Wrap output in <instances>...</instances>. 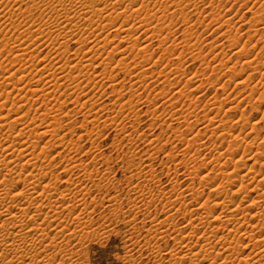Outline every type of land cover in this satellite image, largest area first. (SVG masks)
Returning a JSON list of instances; mask_svg holds the SVG:
<instances>
[{
    "label": "rangeland",
    "instance_id": "374dc122",
    "mask_svg": "<svg viewBox=\"0 0 264 264\" xmlns=\"http://www.w3.org/2000/svg\"><path fill=\"white\" fill-rule=\"evenodd\" d=\"M0 1V102H8L7 109L0 111V122L9 110L11 114L7 120L17 116L25 119V124L18 123L14 132H3L11 134L14 140L12 141L15 142L9 143L8 146H14V149H9V153L4 155H8L10 160L18 159L21 153L18 150L16 153V145L22 144L23 141L22 148H27V153H33L34 159L39 158L40 152L47 156L45 158L41 155L37 162L32 161V166L33 163L36 165L32 170V166H28L23 172L21 168H18L20 172H3L0 179L6 184L2 185L12 191L20 176L23 180L22 186L17 192H12L22 194L24 187L35 182L34 176H37V173L44 178L37 183L41 186H36V190L40 188L38 197H20V200L23 199L22 208H27L25 206L28 205L33 211L39 210L37 204L42 203L40 207H44L39 211L43 213L42 216L38 215L36 221L46 226L49 239L55 237L54 241L61 242L63 249L60 253L52 249L47 257V253L40 255V251L29 254L32 259L36 262H50L52 258L53 264H215L212 263L213 258L221 252V247L228 246L236 237L237 243L235 241L236 245H230V253L236 256L239 254V257L234 259V255L231 260L233 264L264 262V257L255 256L258 251H264V247H261L262 240L264 241V225L262 223L256 226L257 218L253 219L256 216V208L251 203L255 196L257 198L259 194L264 193V0H99L101 4L94 3L98 0H68L64 1L68 5L63 3L66 5L63 9L58 6L59 0H17L18 3L16 0ZM51 1H54L55 5H51ZM57 8L64 11L60 10V13ZM56 12L60 15H55ZM66 13L68 21L70 20L66 32H74L80 37L69 38V52L57 54L55 47L49 45L52 39L58 37L55 35L57 32L56 29L50 32L48 25H55L58 18L67 16ZM151 13L155 14L154 19ZM99 23L112 24L110 31L107 32L106 29L103 34ZM121 24L126 29L134 27L133 25L140 27L134 31L133 40L124 39L125 34L118 35L115 29L122 27ZM61 26L64 27V24ZM98 28L100 31H96ZM89 29L96 33L91 36ZM107 34L110 37L105 39ZM77 39L87 41L82 43L83 40ZM21 41L25 45L28 44L26 47L24 45L25 48L31 46L30 50L35 51H30V56L27 55L23 59L17 58L18 54L14 51L17 46L23 45L20 44ZM86 43L90 45L88 48L85 47ZM97 44L98 47L107 44L106 47L109 48L103 50L104 53L99 51L97 62L104 64L98 62L99 65L96 64L89 70L96 72L94 74L84 71L87 69L82 67L81 71L84 69V73L86 72V78H82L83 71L79 74L80 71L72 67L79 61L78 58L82 59L90 54V47ZM144 46L148 48L147 53H144ZM107 56L110 57L107 59L109 62L105 59ZM67 60L68 77L63 76L57 81H52L54 86L58 82L55 88L57 92L50 84L53 91L49 90L51 93H47L49 100L47 94L44 95L48 91L41 92L43 87L46 89V80L42 79L40 84L37 79L42 77L41 72L43 74L45 68L54 70L64 66ZM122 63H126V66ZM105 64L108 66L104 70L107 74L101 78ZM23 66L26 68L25 73L15 76L16 71ZM34 73L40 76L34 79ZM96 74L102 83L95 78ZM7 78L17 82L14 86L16 90L12 89L13 85L10 86L13 91L9 87L5 88L3 82ZM91 80L97 83L93 84ZM88 81H91L90 84ZM18 89L22 90V93ZM26 92L29 95L34 94V97ZM58 97L61 100L57 101ZM15 101H18V104L14 107L12 102ZM47 102H51L50 105L47 106ZM54 107L58 108V113ZM48 124L51 128H58L59 132L55 136L50 132L42 139L33 138V134H36L34 132L38 130L37 134H40L41 128L48 127ZM38 125L41 126L40 131ZM29 132H32L31 140L28 138L31 134ZM20 133L27 135L19 137ZM16 138L22 140L18 142ZM26 142L30 148L25 147ZM3 159L1 158L0 162ZM24 162L27 163L25 159L22 164ZM254 165L256 166L253 167ZM236 167H240L239 170ZM234 174L239 176L232 178L233 183L228 181L232 183L230 187L228 182L224 183V177ZM241 180L243 187L246 186L253 192L248 193L243 188V191L239 189L241 194L237 189L239 186L242 188ZM50 181L53 186H45L47 182L51 183ZM219 185L225 187L220 189ZM43 186L48 189L44 193ZM51 186L54 188L50 190ZM224 190L226 192H223ZM206 199L210 200V205L215 202L222 208L226 206L225 210L233 211V216H237V219L244 208H249L242 213V222H245V225L238 227L241 228L238 229L239 232L230 233L232 223H227L226 228L218 227L217 231L215 227L211 228L205 219V226L200 227L190 212L195 211L204 201L207 202ZM52 204L59 206V213L56 215L60 216L56 217L63 218V221L58 219L53 223L55 216L54 219L45 217L47 210H43L46 206H54ZM16 205L17 203L12 206ZM218 208H213L215 215L211 216L221 212V208ZM211 218L209 220L214 217ZM189 220H195L193 226L194 230H197L194 231L195 237H192L195 240H189L191 247L188 240H185L187 235L189 236L187 233L192 232L189 229ZM60 221L68 223L66 240L58 237L61 236L59 230L62 228L59 229L55 225ZM49 222H52L51 227ZM214 231L219 236L231 237L230 241H222L216 246L217 250H212L211 255L205 254L200 248L205 245V236H210ZM251 236L254 237L252 241ZM256 243L261 246L257 245L254 249ZM184 244L186 247H183ZM232 246L237 250L235 248L232 251ZM190 250L194 253L189 256ZM184 254L187 257L185 255L182 258ZM53 255L55 256L52 257ZM3 257H0V260L6 259ZM26 257L30 262L31 258H28V255ZM61 259L65 260L62 262ZM231 263L228 261L223 264Z\"/></svg>",
    "mask_w": 264,
    "mask_h": 264
},
{
    "label": "bare ground",
    "instance_id": "6f19581e",
    "mask_svg": "<svg viewBox=\"0 0 264 264\" xmlns=\"http://www.w3.org/2000/svg\"><path fill=\"white\" fill-rule=\"evenodd\" d=\"M64 1L66 2H68V0H59L57 3L59 4L58 6H62V9H63V6H64V4H66V5H68V3H64ZM75 1V0H74ZM96 1V0H95ZM174 1V0H173ZM1 2V1H0ZM15 2H17V0L15 1ZM54 1H51V5H52V3H53ZM73 2V1H72ZM81 2H84V1H81ZM132 2H133V0H132ZM136 2V1H135ZM176 2H177V0H176ZM199 2V1H198ZM18 3V2H17ZM64 3V4H63ZM86 3V2H85ZM88 3V2H87ZM95 4H101V1H96V2H94ZM94 3H92L93 5H94ZM103 3V2H102ZM197 3V2H196ZM54 4V3H53ZM180 4V3H179ZM35 5H37V4H35ZM45 5V4H44ZM55 5V4H54ZM57 5V4H56ZM65 5V6H66ZM82 5V4H81ZM131 5V4H130ZM65 6H64V8H65ZM83 6H84V4H83ZM90 6V5H89ZM105 6V5H104ZM109 6V5H108ZM108 6H106V9H107V7ZM53 7V6H52ZM80 7V6H79ZM82 7V6H81ZM96 7V6H95ZM94 6H93V8H95ZM134 7V6H133ZM146 7V6H145ZM181 7V6H180ZM39 8V7H38ZM92 8V7H91ZM165 8V7H164ZM174 8V7H173ZM31 9V8H30ZM53 9H55L54 7H53ZM59 8H57V11H64V10H62L61 8L58 10ZM81 9H83V8H81ZM85 9H86V7H85ZM103 9V8H102ZM84 10V9H83ZM98 10V9H97ZM107 10H109V9H107ZM107 10H105V11H107ZM152 10V9H151ZM164 10V9H163ZM60 11V13H62ZM87 11V10H86ZM86 11H85V14H86ZM91 11H92V9H91ZM100 11H103V10H101L100 9ZM125 11H127V10H125ZM133 11V10H132ZM139 11H140V9H139ZM183 11V10H182ZM53 12H55V11H53ZM65 12H67L66 10H65ZM80 12H81V10H80ZM129 12V11H128ZM145 12V11H144ZM146 12H147V10H146ZM151 12V11H150ZM164 12H166L165 10H164ZM52 13V12H51ZM59 12H56V13H54L55 15L56 14H58ZM91 13H93V12H91ZM136 13V12H135ZM67 14V13H66ZM84 14V16H86ZM94 14H97V12H94ZM124 14H126V13H124ZM130 14V13H129ZM139 15H140V13H138ZM45 15V14H44ZM60 14H58V16H59ZM82 15V14H81ZM92 15V14H91ZM99 15V14H98ZM137 15V14H136ZM148 15H149V13H148ZM154 15V16H153ZM53 16V15H52ZM57 16V17H58ZM126 16V15H125ZM151 16H153V19H154V17H155V14H152L151 13ZM83 17V16H82ZM147 17V16H146ZM54 18V17H53ZM91 18H92V16H91ZM100 18V17H99ZM125 18V17H124ZM157 18H159V17H157ZM57 19V18H56ZM87 19H89V18H87ZM148 19H150V18H148ZM152 19V20H153ZM75 20V19H74ZM157 20V19H156ZM70 21V20H69ZM68 14H67V16L65 15V17L63 16V18L62 17H60V19L58 18V21L56 22V24L54 25L53 24V26L52 25H48L49 26V30H50V32H51V30H54V29H56V31L55 32H57V34H55V35H57L58 37L56 38V39H52L53 41H49L48 43H49V45H51L52 47H55L54 49V51H56L57 52V54H60V53H65V52H67V45H68V39L69 38H76V37H80V36H76V34L74 33V32H66L67 30H68ZM86 21V20H85ZM93 21V20H92ZM97 21V20H96ZM144 22V21H143ZM160 22V21H159ZM262 22V21H261ZM13 23H15V22H13ZM102 23V22H101ZM109 23V22H108ZM100 24V29H101V32L103 31V34H104V31L107 29V32H108V30L110 31V26L112 25V24ZM228 23V22H227ZM49 24V23H48ZM62 24H64V27H62L61 25ZM87 24H89V23H86V25ZM98 24V25H99ZM117 24V23H116ZM115 24V25H116ZM46 25V24H45ZM84 25H85V23H84ZM89 25H91V24H89ZM102 25V26H101ZM115 25H113V27L115 26ZM122 25V27H120L119 25V27L117 28V29H115L116 30V32L118 33V35L120 34H125V37H124V39L126 38V39H132L133 38V35H135V30H137V29H139L138 28V26L137 27H135V25H133L134 27H129L128 29H126V28H124L123 27V24H121ZM192 25V24H191ZM95 26V25H94ZM141 26V25H140ZM144 26V25H143ZM159 26V25H158ZM47 27V26H46ZM86 27V26H85ZM87 27H90V26H87ZM98 28V29H99ZM161 28H163V27H161ZM47 29V28H46ZM45 29V30H46ZM71 29V28H70ZM81 29V28H80ZM79 29V30H80ZM83 29V28H82ZM85 29H87V28H85ZM85 29H83V30H85ZM100 29L99 30H96V31H100ZM49 30H47L48 32H49ZM91 30H92V27H91ZM90 29H89V32L91 31ZM93 30H95V28H93ZM37 31V30H36ZM87 31V30H86ZM135 31V32H134ZM84 31H82L81 33H83ZM92 33H96L95 31L93 32V31H91V36H92ZM106 33V32H105ZM134 33V34H133ZM138 33V32H137ZM161 33V32H160ZM84 34V33H83ZM86 34V33H85ZM87 34H88V32H87ZM99 34H101V33H99ZM152 34V33H151ZM42 35V34H41ZM80 35V34H79ZM119 35V36H120ZM137 35V34H136ZM33 36V35H32ZM50 36V35H49ZM88 36V35H87ZM86 36V37H87ZM103 36V35H102ZM114 36V35H113ZM175 36V35H174ZM89 37V36H88ZM97 37V36H96ZM106 37V36H105ZM104 37V38H105ZM110 37V35L109 34H107V37L105 38V39H107V38H109ZM116 37V39H117V36H115ZM155 37V36H154ZM189 37H190V35H189ZM30 38H31V36H30ZM50 38V37H49ZM92 38V37H91ZM123 38V37H122ZM19 39V38H18ZM33 39V38H32ZM89 39V38H88ZM95 39V38H94ZM115 39V38H114ZM34 40V39H33ZM71 40H73V39H71ZM77 40H79V39H77ZM83 40V39H82ZM82 40H79V41H82ZM86 40V39H85ZM102 40H103V38H102ZM133 40V39H132ZM22 41H24V40H22ZM20 42V44H23L24 42ZM29 41H31V39L29 40ZM84 41V40H83ZM87 41V40H86ZM86 41H84V42H82V43H85ZM95 42H96V40H94ZM93 41V42H94ZM108 41H110V39L108 40ZM121 41V40H120ZM17 42V41H16ZM28 42V41H27ZM33 42H35V41H33ZM71 42V41H70ZM90 42V41H89ZM88 42V43H89ZM106 42V41H105ZM128 42H130V41H128ZM13 43V42H12ZM81 43V42H80ZM82 43L80 44V45H82ZM96 43H99V44H101L99 41L98 42H96ZM109 43V42H108ZM168 43V42H167ZM16 44V43H15ZM19 44V43H18ZM99 44H97L96 46L95 45H93L92 47H90V54H88V55H86V56H84V57H82V59H79L78 58V62L77 63H74V66L72 67V69H77V71H80V73L79 74H84V77H82V78H86L85 77V73H84V71H89L90 69H92V67H94L96 64H98V62H97V60H98V55H99V51H103V50H106V48L108 47H106V45L107 44H102V46H100V47H98L99 46ZM24 45L25 44H23V45H20V46H17L16 48V50H14L15 51V53H17L18 55H17V58L19 57V59L20 58H22L23 59V57H26L27 55H29L31 52H33L34 50L32 49V50H30V48H31V46L29 47H27V48H25L26 47V45H28L27 43H26V45H25V47H24ZM36 45V44H35ZM42 45V44H41ZM89 45V44H88ZM88 45H87V43L85 44V47L87 46V48H88ZM130 45H131V42H130ZM134 45V44H133ZM132 45V47H134ZM147 45V44H146ZM32 46H34V45H32ZM50 46V47H51ZM83 46H84V44H83ZM90 46V45H89ZM141 46V45H140ZM48 47V46H47ZM84 47V48H85ZM98 47V48H97ZM114 47H118V46H114ZM15 47H12V49H14ZM24 48V49H23ZM39 48V47H38ZM11 49V50H12ZM36 49V48H35ZM51 49V48H50ZM80 49H82V48H80ZM107 49H109V48H107ZM115 49H118V48H115ZM144 53H147V51H148V48H147V46L145 47L144 46ZM150 49V48H149ZM38 50V49H37ZM31 51V52H30ZM110 51H112L111 49H110ZM114 51V50H113ZM117 51V50H116ZM138 51V50H137ZM143 51V50H142ZM35 52V51H34ZM69 52V51H68ZM67 52V53H68ZM89 52V51H88ZM93 52V53H92ZM105 52V51H104ZM104 52H102V53H104ZM107 52H109V50L107 51ZM106 52V53H107ZM102 53L100 54V56L102 55ZM113 53V52H112ZM119 53V52H118ZM38 54H40V52H38ZM53 54V53H52ZM114 54H115V52H114ZM141 54H143V53H141ZM152 54V53H151ZM173 54V53H172ZM175 54V53H174ZM48 55V54H47ZM109 55H111L110 53H109ZM30 56V55H29ZM63 56V55H62ZM103 56H105L104 54H103ZM102 56V57H103ZM114 56V55H113ZM144 56V55H143ZM148 56V55H147ZM151 56V55H150ZM45 57H47V56H45ZM55 57V56H54ZM53 57V58H54ZM101 57V58H102ZM145 57H146V55H145ZM31 58H32V56H31ZM101 58H99V60L101 59ZM108 58H110V57H108L107 56V58L105 57V59L107 60ZM115 58V57H114ZM113 58V59H114ZM142 58V57H141ZM3 59V58H2ZM26 59V58H25ZM33 59V58H32ZM31 59V60H32ZM111 59H112V56H111ZM121 59V58H120ZM34 60V59H33ZM32 60V61H33ZM41 60V59H40ZM104 60V59H103ZM102 60V61H103ZM124 60H126L125 58H124ZM123 60V61H124ZM132 60V59H131ZM18 61V60H17ZM36 61V60H35ZM108 61V60H107ZM111 61H113V60H111ZM122 61V62H123ZM9 62V61H8ZM66 62V61H65ZM64 62V63H65ZM109 62V61H108ZM107 62V63H108ZM118 62H120V61H118ZM117 62V63H118ZM126 62V61H125ZM35 63V62H34ZM68 63H69V61L67 60V62H66V64H64V66H60L59 68H54V70L53 69H47V68H45L44 69V66H43V69H44V73L42 74V72H41V76L42 77H39L40 75H37V73L39 74L40 72H37L35 75H33L34 76V79H36V78H38L39 77V79H37V83H40V81L42 80V79H44V80H46V82H44V83H46L47 85H48V88H47V85H45L46 87V89H44V84H42L43 86V91H41V92H46V91H48V92H46L45 94L44 93H42V95L44 94V95H46L47 93L48 94H50L51 92H49V90H51L52 89V87L54 86V84H52V81H57L59 78H61V77H63V76H65V77H68ZM99 63H101V62H99ZM105 63H106V61H105ZM37 64V63H36ZM35 64V65H36ZM101 64H104V62L103 63H101ZM111 65H112V62L110 63ZM123 64V63H122ZM56 65V64H55ZM62 65V64H61ZM99 65V64H98ZM108 65V64H107ZM118 65V64H117ZM124 66H126V63H124L123 64ZM153 65V64H152ZM39 66V65H38ZM102 66V65H101ZM119 66H121L120 64H119ZM32 68H34L33 66H31ZM37 67V66H36ZM35 67V68H36ZM58 67V66H57ZM84 68V69H87V70H82L81 71V68ZM105 67H106V64L104 65V69H103V73H101V75L100 76H102L101 78H103V76L104 77H106V74H107V72H106V74H105ZM108 67V66H107ZM106 67V68H107ZM122 67V66H121ZM178 67V66H177ZM176 67V68H177ZM10 68V67H9ZM13 68H15V67H13ZM23 68V69H22ZM22 68H20L18 71H16V73H15V76H16V74H18V75H20V74H24L25 73V70H24V66L22 67ZM103 68V67H102ZM235 68V67H234ZM17 69V68H16ZM26 69V68H25ZM70 69H71V67H70ZM94 69V68H93ZM109 69V68H108ZM108 69H107V71H108ZM110 69H111V67H110ZM13 70V69H12ZM32 70V69H31ZM42 70V69H41ZM29 71V70H28ZM37 71H39V70H37ZM43 71V70H42ZM70 71H73V70H70ZM75 71V70H74ZM34 72V71H33ZM82 72V73H81ZM90 73L92 72V71H89ZM109 72V71H108ZM31 73V72H30ZM29 73V74H30ZM75 73V72H74ZM73 73V74H74ZM77 74H78V72H76ZM75 73V74H76ZM93 73V72H92ZM94 73H96V72H94ZM93 73V74H94ZM28 74V73H27ZM32 74V73H31ZM46 74V75H45ZM76 74V75H77ZM78 74V75H79ZM99 74V73H98ZM218 74V73H217ZM26 75V74H25ZM77 75V76H78ZM87 75H89V73L87 74ZM86 75V76H87ZM91 75V74H90ZM15 76H14V78H15ZM22 76V75H21ZM32 76V77H33ZM96 77V79L98 78V76H97V74L95 75ZM111 75L109 74V77H110ZM204 76V75H203ZM10 77H12V76H10ZM20 77V76H19ZM72 77H74V76H72ZM89 77V76H88ZM91 77V76H90ZM23 78H24V76H23ZM93 78H94V76H93ZM101 78L99 79L98 78V80H101ZM108 78V77H107ZM30 79V78H29ZM66 79V78H65ZM68 79V78H67ZM109 79H111V77L109 78ZM5 80V79H4ZM14 79H11V78H7V80L6 81H4L3 83L5 84L4 86H6L5 88H7V87H9L10 88V86L11 85H13L12 87H14L16 84H17V82H14L13 81ZM19 80V79H18ZM22 80V79H21ZM31 80V79H30ZM32 80H33V78H32ZM88 80H90V79H88ZM108 80V79H107ZM29 81V80H28ZM68 81V80H67ZM92 81V80H91ZM91 81H88L89 82V84H90V82ZM95 81V80H94ZM19 82H20V80H19ZM34 82V81H33ZM60 82V81H59ZM93 82V81H92ZM99 82V81H98ZM103 81L101 80V82L100 83H102ZM109 82V81H108ZM107 82V83H108ZM113 82V81H112ZM242 82V81H241ZM245 82V81H244ZM54 83V82H53ZM57 83L58 82H56V85H57ZM94 83H97L96 81L95 82H93V84ZM116 83V82H115ZM41 84V83H40ZM53 85V86H51V85ZM70 84V83H69ZM195 84V83H194ZM0 85H2L1 83H0ZM25 85V84H24ZM30 84H28V86H29ZM56 85L53 87L54 89L56 88ZM60 85V84H59ZM98 85V84H97ZM112 85V84H111ZM31 86H32V84H31ZM81 86V85H80ZM100 86V85H99ZM213 86V85H212ZM215 86V85H214ZM17 87V86H16ZM34 87V86H33ZM39 87V86H38ZM198 87V86H197ZM57 88H59V86L57 87ZM82 88V87H81ZM8 89V88H7ZM11 89V88H10ZM12 89H15V87L14 88H12ZM11 89V90H12ZM32 89V88H31ZM30 89V90H31ZM35 89V88H34ZM148 89V88H147ZM16 90V89H15ZM19 90V89H18ZM26 90H27V88H26ZM28 90H29V88H28ZM39 90V89H38ZM37 90V91H38ZM56 90V89H55ZM90 90V89H89ZM13 91V90H12ZM20 91V90H19ZM22 91V90H21ZM20 91V92H21ZM34 91V90H33ZM51 91H53V90H51ZM27 92H29V91H27ZM26 92V94L27 95H29L28 93ZM55 92V91H54ZM56 92H57V90H56ZM182 92H184L183 90H182ZM10 93V92H9ZM22 93V92H21ZM21 93H19L20 95H21ZM30 93H31V91H30ZM33 93V92H32ZM36 93V92H35ZM53 93V92H52ZM2 94V93H1ZM47 94V96L46 97H48L49 95ZM124 94V93H123ZM123 94H121V95H123ZM181 94H183V93H181ZM34 94H30L29 96H33ZM41 95V94H40ZM229 95V94H228ZM17 96V95H16ZM52 96V95H51ZM55 96V95H54ZM77 96H78V94H77ZM188 96V95H187ZM247 96V95H246ZM34 97V96H33ZM39 97V96H38ZM66 97V96H65ZM132 97V96H131ZM30 98V97H29ZM49 98V97H48ZM80 98V97H79ZM187 98V97H186ZM10 99V98H9ZM23 99V98H22ZM66 99V98H65ZM128 99V98H127ZM126 99V100H127ZM44 100V99H43ZM49 100H50V98H49ZM48 100V101H49ZM54 100V99H53ZM57 101L58 100H61V99H59V97H58V99H56ZM164 100V99H163ZM1 101V100H0ZM14 101V100H13ZM18 101H20V100H18ZM18 101H15V102H12V106H16V104H18L17 102ZM64 101V100H63ZM62 101V102H63ZM5 103L3 104V102H0V111H3L4 109H7L6 108V104L8 103V102H6V101H4ZM21 102V101H20ZM52 102V101H51ZM51 102H49V103H51ZM60 102V101H59ZM44 103V102H43ZM48 102L46 103L47 104V106L48 105H50ZM56 103V102H55ZM58 103V102H57ZM84 103V102H83ZM116 103V102H115ZM195 103V102H194ZM26 104V103H25ZM53 105H56V104H54V103H52ZM99 104V103H98ZM212 104V103H211ZM93 105V104H92ZM225 105V104H224ZM52 106V105H51ZM221 106V105H220ZM53 107V106H52ZM218 107V106H217ZM32 108V107H31ZM60 108V107H59ZM82 108V107H81ZM125 108V107H124ZM213 108V107H212ZM18 109V108H17ZM48 109V108H47ZM50 109V108H49ZM54 109H56V111L55 112H57L58 113V108L57 107H54ZM61 109V108H60ZM154 109V108H153ZM16 110V109H15ZM53 110V109H52ZM101 110V109H100ZM11 110H9L8 111V113H7V116L5 115V117H3L2 118V121L0 122L1 124H0V160H1V158H4L3 159V161H1L0 162V176H1V173H3V172H13V171H15V170H18V168H21V171L23 172V170L26 168V167H31L32 166V164H31V162L33 161V162H35L34 160H36V159H34V156H33V153L31 154L30 153V151H29V153H27V148H22V146H24V145H22L23 144V141H22V144H20V143H18V145H16L18 148H16V153H18V151H20V153H21V156L20 155H17V157L18 156H20L18 159H16V160H10V158H7L8 157V155H7V157L4 155L5 153H7L8 152V150L9 149H14V146L11 148V146H8V145H10L9 143H15V142H13L14 140H13V138H12V135L11 134H9L8 133V135L7 134H4L5 133V130L6 131H10L11 133L12 132H14L15 130H16V128H15V126L19 123V125L21 124V123H24L25 124V119L24 118H22V117H19V116H17V117H14V118H12L10 121L9 120H7L8 118H10V114H11V112H10ZM13 111V110H12ZM49 111V110H48ZM61 111V110H60ZM59 111V112H60ZM45 112H47V111H45ZM50 112V111H49ZM199 112V111H198ZM210 112V111H209ZM20 113V112H19ZM36 113V112H35ZM63 113V112H62ZM61 113V114H62ZM215 114V113H214ZM66 115H67V113H66ZM185 116V115H184ZM24 117V116H23ZM44 117V116H43ZM87 117V116H86ZM45 118V117H44ZM196 118V117H195ZM33 119V118H32ZM31 119V120H32ZM36 119V118H35ZM61 119V118H60ZM205 119V118H204ZM219 120V119H218ZM27 121V120H26ZM44 121H45V119H44ZM243 121V120H242ZM51 122V121H50ZM94 122V121H93ZM134 123V122H133ZM189 123V122H188ZM57 124V123H56ZM42 125V124H41ZM49 125V124H48ZM25 126V125H24ZM23 126V127H24ZM38 126H40V125H38ZM21 127V126H20ZM22 127V128H23ZM42 127H43V125H42ZM204 127V126H203ZM18 128V127H17ZM21 128V129H22ZM40 128H41V126L39 127V131H40ZM53 128V129H52ZM51 128V125H49L48 127H44V128H41V130H42V132H40V134H37V132H38V130H37V132H34V133H36V134H33L34 135V137L33 138H36V139H42L44 136H46V135H48L50 132L52 133L53 132V134H54V136H55V134H57L58 132H59V130H58V128H54V127H52ZM243 128V127H242ZM21 129H20V131H21ZM45 129H47V131H45ZM49 129H52V130H49ZM62 129V128H61ZM126 129V128H125ZM256 129V128H255ZM254 129V130H255ZM23 130V129H22ZM120 130V129H119ZM199 130V129H198ZM32 131V130H31ZM221 131V130H220ZM229 131V130H228ZM253 131V130H252ZM4 132V133H3ZM70 132V131H69ZM124 132V131H123ZM181 132V131H180ZM21 133H23V131L21 132ZM21 133H20V135H18L19 137L20 136H24V135H27L26 133L24 134V135H21ZM29 133H31V134H29V136H28V138H32V132H29ZM39 133V132H38ZM67 133V132H66ZM53 134H52V136H53ZM84 134V133H83ZM184 134V133H183ZM216 134V133H215ZM240 135H242L241 133H239ZM11 135V136H10ZM159 135V134H158ZM185 135V134H184ZM202 135V134H201ZM200 135V136H201ZM211 135V134H210ZM258 135V134H257ZM51 136V137H52ZM59 136V135H58ZM223 136V135H222ZM259 136V135H258ZM48 137V136H47ZM31 138H30V140H31ZM235 138V137H234ZM236 138H237V136H236ZM222 139H224L223 137H222ZM13 140V141H12ZM18 140V142L19 141H21L22 139H17L16 138V141ZM33 140V139H32ZM202 140V139H201ZM256 140H258V139H256ZM255 140V141H256ZM25 141V140H24ZM28 142V141H27ZM27 142H26V144H27ZM49 142V141H48ZM47 142V143H48ZM246 142V141H245ZM25 143V142H24ZM46 143V144H47ZM150 143V142H149ZM198 143V142H197ZM25 144V145H26ZM31 144V143H30ZM29 144V145H30ZM53 144V143H52ZM69 144V143H68ZM237 144V143H236ZM48 145V144H47ZM235 146V145H234ZM25 147H29L28 146V144H27V146H25ZM47 147V146H46ZM233 147V146H232ZM30 148V147H29ZM35 148V147H34ZM50 148V147H49ZM77 148V147H76ZM217 148V147H216ZM22 149V150H21ZM33 149V148H32ZM38 149V148H37ZM249 149V148H248ZM18 150V151H17ZM39 150V149H38ZM74 150V149H73ZM11 151V150H10ZM63 151V150H62ZM13 152V151H12ZM88 152V151H87ZM9 153V152H8ZM19 153V154H20ZM45 153V152H44ZM60 153V152H59ZM240 153V152H239ZM39 154V153H38ZM40 154L41 155H43L41 152H40ZM46 154V153H45ZM58 154V153H57ZM66 154V153H65ZM85 154V153H84ZM184 154V153H183ZM40 155V156H41ZM144 155V154H143ZM234 155V154H233ZM38 156V155H37ZM40 156H39V158H40ZM44 156V155H43ZM45 158L47 157V156H44ZM228 157V156H227ZM235 157V156H234ZM233 157V158H234ZM37 158V157H36ZM39 158H37V160L39 159ZM8 159V160H7ZM25 159V161H27V163H25L24 162V164H22V162H23V160ZM78 159V158H77ZM10 160V161H9ZM37 160H36V162H37ZM226 160V159H225ZM233 160V159H232ZM231 160V161H232ZM245 160V159H244ZM6 161V162H5ZM180 161V160H179ZM256 163H257V161H256ZM27 164V165H26ZM29 164V165H28ZM207 164V163H206ZM35 164L33 163V166L31 167V170L33 169V167H35L34 166ZM240 165V164H239ZM238 165V166H239ZM78 166V165H77ZM256 165H254L253 167H255ZM83 167V166H82ZM237 168V167H236ZM240 168V167H239ZM239 168H237L238 170H239ZM250 168V167H249ZM28 169V168H27ZM38 169V168H37ZM65 169V168H64ZM219 169V168H218ZM229 169V168H228ZM251 169V168H250ZM249 169V170H250ZM20 170V169H19ZM18 170V171H19ZM30 170V169H29ZM35 170V169H34ZM216 170H217V168H216ZM25 171V170H24ZM38 171V170H37ZM41 171V170H40ZM214 171V170H213ZM226 171V170H225ZM20 172V171H19ZM21 172V173H22ZM26 172H27V170H26ZM62 172V171H61ZM210 172V171H209ZM208 172V173H209ZM20 173V174H21ZM28 173H30V172H28ZM42 173V172H41ZM144 173V172H143ZM196 173V172H195ZM253 173V172H252ZM251 173V174H252ZM9 174V173H8ZM31 174V173H30ZM29 174V175H30ZM82 174V173H81ZM223 174V173H222ZM238 174V173H237ZM237 174H234V175H229L227 178L226 177H224L225 179H226V181L224 180V183L225 182H228V181H232L233 179H234V176L236 177V176H239V175H237ZM5 175V174H4ZM28 175V174H27ZM32 175V174H31ZM43 175H45V174H43ZM42 175V176H43ZM80 175V174H79ZM196 175V174H195ZM199 175V174H198ZM226 175V174H225ZM253 175V174H252ZM255 175V174H254ZM222 176V175H221ZM242 176V175H241ZM36 180H35V179ZM34 178H32V179H34L35 180V182H33L32 183V185L30 184L29 186H27V187H24L25 189H23V191H22V189H20L22 192V194H15V193H13L12 191H15V192H17V190L22 186L21 185V182L23 181L22 179H21V177L19 176V180L17 181V182H15L14 183V186H13V190L11 191V190H9V189H6L4 186L6 185L5 183H3V184H5L4 186L2 185V184H0V257H3V256H5L6 257V259L8 260H6V259H3V260H0V264H53L54 262V260L52 261V258H51V260H50V262H48V261H39L38 260V258H37V262L34 260V258L32 259L31 258V256L34 254V253H37L38 251H40V255L41 254H46L47 253V255H45L46 257L50 254V252L52 251V249L54 250V251H59V253H60V251H62L63 249H62V246H61V242L60 243H57V242H55L54 241V239L56 240V238L55 237H53L52 239H49V233H47L48 231H47V228H46V226H44V225H42V224H39L38 223V221H36V220H38V215L40 216L42 213H41V209L44 207H40L41 206V204L42 203H39L40 205H38L37 204V208H38V206H39V210H41V211H39V210H32L30 207L28 208V205L27 206H25V207H27V208H22L23 206H22V203H23V199L22 200H20V197H25L26 198V196H37V194L39 195V190L38 189H40L39 187H38V191L36 190V186L38 185L37 183H39L40 181H42V180H44V178L43 177H41V175L39 174L38 175V173H37V176L35 175L34 176ZM84 178V177H83ZM211 178V177H210ZM233 178V179H232ZM238 179H240V178H242V177H237ZM237 178H235V179H237ZM46 179V178H45ZM218 179V178H217ZM237 179V180H238ZM254 179V178H253ZM6 180V179H5ZM33 180V181H34ZM52 180V179H51ZM236 180V181H237ZM249 180V179H248ZM53 181V180H52ZM52 181H50L51 183H48L47 182V185L45 184V186H48V185H52L53 186V183H52ZM223 181V180H222ZM230 181V182H231ZM252 181V180H251ZM25 182V181H24ZM73 182V181H72ZM100 182V181H99ZM216 182V181H215ZM230 182H228L229 183V185L230 184H232L233 183V181H232V183H230ZM258 182H259V180H258ZM13 183V182H12ZM235 183V182H234ZM239 183V182H238ZM241 183L242 184H240V185H242V188H237L238 189V191H240L239 189H241V191H243L242 189L243 188H245V190L244 191H246V192H248V191H252L253 192V190H249L248 189V187H246V186H244L243 187V181L241 180ZM28 184V183H27ZM26 184V185H27ZM41 184V183H40ZM249 184V183H248ZM209 185V184H208ZM221 185V184H220ZM219 185V186H220ZM245 185V184H244ZM249 185H252L251 183L249 184ZM257 185V184H256ZM259 185V184H258ZM38 186H41V185H38ZM52 186H51V188H49L50 190L51 189H53L52 188ZM222 186H224L225 187V185H222ZM222 186H220V189L222 188ZM235 186V185H234ZM234 186H232V187H234ZM7 187V186H6ZM8 187H10V186H8ZM50 187V186H49ZM223 187V188H224ZM230 187H231V185H230ZM11 188V187H10ZM90 188V187H89ZM135 188V187H134ZM213 188V187H212ZM260 188V187H259ZM219 189V188H218ZM234 189V188H233ZM46 190H48L47 189V187H45L44 188V186H43V189H42V193H44ZM171 190V189H170ZM226 190H227V188H226ZM226 190H224L223 192H226ZM236 190V189H235ZM54 191V190H53ZM64 191V190H63ZM234 191V190H233ZM237 191V190H236ZM237 191V192H238ZM241 191H240V193H241ZM3 192V193H2ZM49 192V191H48ZM62 192V191H61ZM81 192V191H80ZM221 192H222V190H221ZM221 192H216L215 191V193H221ZM47 193V192H46ZM63 193V192H62ZM76 193V192H75ZM86 193V192H85ZM236 193V192H235ZM248 193H251V192H248ZM48 194V193H47ZM74 194V193H73ZM242 194V193H241ZM41 195V194H40ZM43 195V194H42ZM61 195V194H60ZM90 195V194H89ZM181 195H183V194H181ZM214 195H216V194H214ZM247 195V194H246ZM201 196V195H200ZM209 196V195H208ZM211 196V195H210ZM219 196V195H218ZM223 196V195H222ZM38 197V196H37ZM43 197V196H42ZM41 196H40V198H42ZM47 197V196H46ZM39 198V199H40ZM173 198V197H172ZM197 198V197H196ZM212 198V197H211ZM216 198H217V200H219L218 199V197H217V195H216ZM216 198H214V199H216ZM228 198V197H227ZM255 198V199H254ZM253 199H252V206L253 207H255L256 208V211H255V217L253 218V217H251V218H253V219H256L257 218V221H258V223L256 222L255 224H256V226L258 227L259 225H261L262 223H263V225H264V193L263 194H259V196H257V198H256V196L254 197ZM33 199V198H32ZM42 199H44V198H42ZM48 199V198H47ZM81 199V198H80ZM184 199V198H183ZM199 199L200 198H198V201H199ZM201 199H202V197H201ZM209 199H210V197H209ZM213 199V198H212ZM221 199V198H220ZM20 200V201H19ZM41 200V199H40ZM40 200H38L39 202H40ZM206 200H208V199H206ZM244 200V199H243ZM22 201V202H21ZM30 201H32V200H30ZM54 201V200H53ZM177 201V200H176ZM201 201V200H200ZM199 201V202H200ZM209 201L210 200H208L207 202L206 201H204L203 203H201V206L200 207H198L195 211H189L191 214H192V216H194L195 217V220L196 221H198V224H199V226L201 227V226H205V219H206V222H207V224H209L210 225V227L212 228V227H215L214 229H217L218 227H220V226H225V228L227 227V223H232L233 225H231L230 227H231V230H230V233H237V232H239L238 231V227L239 226H242L241 224H244L243 222H242V220L244 219L243 218V216H242V213L243 212H245V211H247L249 208H244V210H243V212L240 214L241 216H240V218H242V219H237L236 217L237 216H233V211L232 212H230L229 210H225V208H227L226 206L225 207H221L218 203H215V202H213L212 200V202L214 203L213 205L211 204H209ZM217 202V201H216ZM15 203H17V205L15 206V207H13L12 205H14ZM19 203V204H18ZM33 203H35V201L33 202ZM46 203H48V201L46 202ZM90 203V202H89ZM152 203V202H151ZM219 203H222L223 204V202H220L219 201ZM27 204V203H26ZM25 204V205H26ZM30 204V203H29ZM32 204V203H31ZM50 204V203H49ZM56 204V203H55ZM58 204V203H57ZM182 204V203H181ZM184 204V203H183ZM224 204H225V202H224ZM241 204H242V201H241ZM241 204H239V205H241ZM33 205V204H32ZM35 205V204H34ZM48 205V204H47ZM52 205H54V204H52ZM30 206V205H29ZM36 206V205H35ZM46 206V205H45ZM174 206V205H173ZM184 206V205H183ZM182 206V207H183ZM186 206V205H185ZM197 206V205H196ZM224 206V205H223ZM238 206V205H237ZM32 207V206H31ZM218 207H220L221 209H220V213L219 214H217L216 216H211V215H215V213H214V211H215V209H213V208H218ZM41 208V209H40ZM196 208V207H195ZM194 208V209H195ZM177 209V208H176ZM194 209H192V210H194ZM239 209V208H238ZM45 210H47V211H45ZM58 210H59V206H57V205H54V206H46L45 207V209L43 210V211H45V213H46V216L45 217H47V219L48 218H53L54 216H55V218L56 219H54L52 222L54 223L55 222V220H58V219H61V218H57L56 216H60V215H56V214H58L59 212H58ZM114 210V209H113ZM183 210V209H182ZM217 210H219V208L217 209ZM236 210V209H235ZM177 211V210H176ZM188 211V210H187ZM186 211V212H187ZM236 212V211H235ZM178 213V212H177ZM247 213V212H246ZM185 214H187V213H185ZM189 214V213H188ZM79 215V214H78ZM190 215V214H189ZM223 215V216H222ZM238 215V214H237ZM42 216V215H41ZM183 216V215H182ZM252 216V215H251ZM210 217H214L212 220H209L210 219ZM233 217H235V219H237V220H234V218ZM245 217V216H244ZM65 218V217H64ZM81 218V217H80ZM191 218V217H190ZM46 219V220H47ZM171 219V218H170ZM169 219V220H170ZM194 219V218H193ZM62 221L64 220L63 218L61 219ZM80 220V219H79ZM79 220H77V221H79ZM168 220V219H167ZM195 220L193 221V220H189V222H190V224H191V226H190V228L189 229H191L192 230V232L190 231V233L188 232L187 234H189V236L187 235V234H185V235H187V237L185 238V240H188V242H189V240L191 241V240H193L192 239V237L194 236V234H195V232L197 231H195L194 230V227L195 226H193V224L194 223H196L195 222ZM44 221V220H43ZM76 221V222H77ZM85 221V220H84ZM162 221V220H161ZM244 221V220H243ZM28 222V223H27ZM52 222H49V226L50 225H52V224H50V223H52ZM250 222V221H249ZM168 223V222H167ZM218 223V224H217ZM68 224V223H67ZM67 224H65L64 222H59V223H57L56 225H55V227H58L59 229L60 228H62V229H60L59 230V234L61 235V236H58V237H63L64 238V240H66L67 239V234H65V233H67V231H69L68 229H69V227L67 226ZM82 224V223H81ZM165 224V223H164ZM187 224V223H186ZM207 224H206V226H207ZM229 224V225H230ZM170 225V224H169ZM197 225V224H196ZM245 225V224H244ZM76 226V225H75ZM84 226V225H83ZM51 227V226H50ZM49 227V228H50ZM255 227V226H254ZM253 227V228H254ZM260 227H263V226H260ZM54 228V227H53ZM52 228V229H53ZM207 228V227H206ZM206 228H205V230H206ZM222 228V227H221ZM77 229V228H76ZM220 229V228H219ZM241 229V228H240ZM239 229V230H240ZM244 229V228H243ZM245 229H247V228H245ZM261 229V228H260ZM260 229H258V230H256V231H259ZM204 230V231H205ZM264 230V229H263ZM157 231V230H156ZM195 231V232H194ZM217 231H218V229H217ZM74 232V231H73ZM76 232H78V231H76ZM89 232V231H88ZM186 232V231H185ZM184 232V233H185ZM216 231H214V232H211V234H210V236H208V237H206L205 236V240L203 241V243H205V245H203L200 249H201V252H203V253H205V254H209V255H211L212 254V250H215L217 247V245L218 244H220L222 241H230L229 239L231 238H229L228 236H226V237H223V236H219V235H217L216 233H215ZM228 233H229V231H227ZM241 232H242V230H241ZM250 232V231H249ZM69 233H71V232H69ZM79 233V232H78ZM167 233V232H166ZM184 233H182V235L184 234ZM253 233V232H252ZM58 234V235H59ZM83 234V233H82ZM176 234V233H175ZM180 234V233H179ZM73 235V234H72ZM77 235V234H76ZM162 235V234H161ZM160 235V236H161ZM170 235V234H169ZM228 235V234H227ZM233 235V234H232ZM231 235V236H232ZM235 235V234H234ZM233 235V236H234ZM248 235H251V234H249L248 233ZM247 235V236H248ZM253 235V234H252ZM203 236V235H202ZM230 236V235H229ZM57 237V236H56ZM163 237H164V235H163ZM183 237V236H182ZM195 237V236H194ZM246 237V236H245ZM255 237H256V235H255ZM262 237V236H261ZM62 238V239H63ZM158 238V237H157ZM233 238V237H232ZM249 238H250V236H249ZM251 241L253 240V236H251ZM204 239V238H203ZM235 239H236V237H235ZM234 238L229 242V244H228V246H223V247H221V252L219 253H217L216 254V256L213 258V261H212V263L214 262L215 264H223V263H225V262H232L231 264H233V261H231V260H233V257H234V255L232 254V253H230V251H231V246L230 245H234V243H235V241L237 240H235ZM264 239V238H263ZM58 240V239H57ZM166 240V239H165ZM183 240V239H182ZM185 240H183V241H185ZM195 240V239H194ZM193 240V241H194ZM250 240V239H249ZM48 241H50V242H48ZM224 241V242H225ZM238 241H240V239L238 240ZM251 241H249V243L251 242ZM258 241V240H257ZM64 242V241H63ZM162 242V241H161ZM180 242V241H179ZM178 242V243H179ZM196 242V241H195ZM223 242V243H224ZM259 242V241H258ZM262 242H263V244H261V245H259V243L257 244H255L254 245V249H256L257 248V245H259V246H261V247H264V241L262 240ZM65 243V242H64ZM167 243V242H166ZM175 243V242H174ZM181 243V242H180ZM183 243V242H182ZM236 243H237V241H236ZM236 243H235V245H236ZM239 243V242H238ZM248 243V244H249ZM253 243V242H252ZM254 243H255V241H254ZM187 244V243H186ZM189 244H190V242H189ZM243 244V243H242ZM194 245V244H193ZM250 245V244H249ZM67 246V245H66ZM222 246V245H221ZM157 247H158V245H157ZM183 247H186L185 246V244H184V246ZM190 247H191V244H190ZM190 247H188V248H190ZM233 247V246H232ZM238 247V246H237ZM244 247H246L245 245H244ZM173 248V247H172ZM180 248V247H179ZM236 248V247H235ZM234 247L232 248V251H234L233 249H235ZM260 248V247H259ZM154 249H156V248H154ZM159 249H161V248H158V250ZM172 250H174V249H172ZM187 250V249H186ZM199 250V249H198ZM197 250V251H198ZM217 250V249H216ZM220 250V249H219ZM236 250H237V248H236ZM175 251V250H174ZM177 251V250H176ZM189 251V250H188ZM261 251V250H260ZM179 252V251H178ZM186 252V251H185ZM237 252V251H236ZM259 252V251H258ZM257 252V254L255 255V256H260L261 258L262 257H264V251L262 250L261 252H259L258 253ZM161 253V252H160ZM169 253V252H168ZM194 252H193V250H190V252H189V256L190 255H192ZM196 253H198V252H196ZM195 253V254H196ZM234 253V252H233ZM29 254H32L31 256H29ZM175 254V253H174ZM194 254V255H195ZM204 254V255H205ZM237 254V253H236ZM255 254V253H254ZM28 255V258L30 257L31 259H30V262H28V260H27V256ZM36 255H38V254H36ZM176 255H177V253H176ZM176 255L175 256H173V257H176ZM185 255L186 254H184V256L182 255V258L183 257H185ZM187 255H188V253H187ZM187 255H186V257H187ZM202 255V254H201ZM208 255V256H209ZM239 255V254H238ZM236 256L235 255V257H234V259L237 257V259H238V257L239 256ZM251 255V254H250ZM55 255H53L52 257H54ZM203 256V255H202ZM222 256V257H221ZM252 256H254V255H252ZM254 256V257H255ZM5 257H3V258H5ZM37 257V256H36ZM177 257H179V256H177ZM193 256H191V258H192ZM198 257V256H197ZM248 257H249V255H248ZM259 257V258H260ZM50 258V257H49ZM190 258V257H189ZM196 258V257H195ZM2 259V258H1ZM40 259V258H39ZM45 259V258H44ZM66 259V258H65ZM65 259H61L62 260V262L65 260ZM70 259V258H69ZM198 259V258H197ZM199 259H200V255H199ZM236 259V260H237ZM243 259V258H242ZM242 259H241V261H242ZM250 259V258H249ZM257 259V258H256ZM41 260H43V259H41ZM67 260V259H66ZM173 260H175V258L173 259ZM190 260V259H189ZM219 260H222V262L220 263L219 262ZM56 261V260H55ZM60 261V260H59ZM181 261H182V259H181ZM191 261V260H190ZM244 261V260H243ZM247 261V259L245 260V262ZM260 261H262L261 259H260ZM259 261V262H260ZM263 261H264V259H263ZM53 262V263H52ZM255 262V261H254ZM253 262V263H254ZM190 263V262H189ZM247 263H249V262H247ZM60 264H61V262H60ZM63 264V263H62ZM180 264V263H179ZM186 264V263H185ZM193 264V263H192ZM211 264V263H210ZM239 264V263H238ZM246 264V263H245ZM252 264V263H251ZM261 264H264V262L263 263H261Z\"/></svg>",
    "mask_w": 264,
    "mask_h": 264
},
{
    "label": "snow or ice",
    "instance_id": "6c2138e0",
    "mask_svg": "<svg viewBox=\"0 0 264 264\" xmlns=\"http://www.w3.org/2000/svg\"><path fill=\"white\" fill-rule=\"evenodd\" d=\"M0 184H3V180L2 179H0Z\"/></svg>",
    "mask_w": 264,
    "mask_h": 264
}]
</instances>
